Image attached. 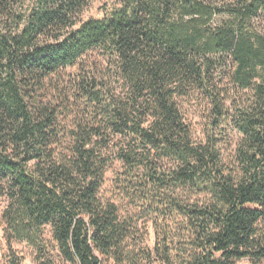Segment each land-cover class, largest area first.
Wrapping results in <instances>:
<instances>
[{"label": "trees", "instance_id": "obj_1", "mask_svg": "<svg viewBox=\"0 0 264 264\" xmlns=\"http://www.w3.org/2000/svg\"><path fill=\"white\" fill-rule=\"evenodd\" d=\"M92 1L0 0L8 238L35 264L264 261V0H102L80 21ZM192 94L239 134L237 171L192 141L179 107ZM108 156L153 219L152 250L100 193Z\"/></svg>", "mask_w": 264, "mask_h": 264}, {"label": "rangeland", "instance_id": "obj_2", "mask_svg": "<svg viewBox=\"0 0 264 264\" xmlns=\"http://www.w3.org/2000/svg\"><path fill=\"white\" fill-rule=\"evenodd\" d=\"M110 7V3L104 5L102 0H94L90 6L80 15V21H86L90 18H101L103 13ZM260 26L264 29V19L260 20ZM227 85V84H223ZM244 96V95H241ZM210 102L200 94H192L179 100V107L185 123L189 126L191 139L196 144H205L211 141L215 149L221 156V161L229 171L236 166V147L240 141L239 134L229 124H221L215 128L211 124L212 115L210 113ZM226 107H230L229 102H224ZM121 164L113 156H108V163L105 169L103 184L100 193L104 200L116 204L122 217L135 214L138 218L134 221L138 235L135 243L142 247L153 249L155 243V232L153 228V219L139 214L138 207L135 206L126 196L125 190L119 183ZM237 171V170H236ZM235 173V171H234ZM8 206L7 199L0 193V264H9L11 259L17 258L20 264H35V251L25 242L10 240L5 232V222L3 213ZM44 238L50 241L49 229L45 230ZM51 245L53 243L50 241ZM102 264H124L112 258L102 260ZM137 264H142L140 259ZM236 264H255L248 259H242ZM264 264V261L258 263Z\"/></svg>", "mask_w": 264, "mask_h": 264}]
</instances>
